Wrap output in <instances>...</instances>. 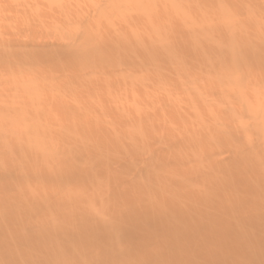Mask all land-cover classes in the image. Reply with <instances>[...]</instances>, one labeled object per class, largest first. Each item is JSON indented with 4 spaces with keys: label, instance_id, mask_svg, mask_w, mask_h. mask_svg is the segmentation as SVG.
Instances as JSON below:
<instances>
[{
    "label": "rangeland",
    "instance_id": "rangeland-1",
    "mask_svg": "<svg viewBox=\"0 0 264 264\" xmlns=\"http://www.w3.org/2000/svg\"><path fill=\"white\" fill-rule=\"evenodd\" d=\"M98 2L0 0V204H7L0 206V230L24 246L40 237V228L44 235L67 229L77 241L87 231L98 237L72 240L73 247L52 239L24 260L15 242L1 241L0 264H73L79 245L92 256L103 249L123 258L99 264H202L213 251L254 255L248 243L264 252V187L251 186L264 185V0ZM169 23L189 34L178 39H189L179 59L147 62L142 54L120 57L105 46L73 59L95 46L85 41L105 44L112 31L121 33L117 46L129 41L125 33L157 39ZM73 139L87 143L72 149ZM75 158L72 175L88 177L87 190L74 182L57 189L66 194L77 187L67 202L79 216L66 226L64 212H36L39 194L27 193L37 184L28 176L46 159L59 166ZM223 178L253 182L233 201L235 183H216ZM142 194L148 201L141 205ZM164 197L173 217L152 216ZM195 202L201 211H192ZM135 217L146 220L145 228L124 229V219Z\"/></svg>",
    "mask_w": 264,
    "mask_h": 264
},
{
    "label": "bare ground",
    "instance_id": "bare-ground-1",
    "mask_svg": "<svg viewBox=\"0 0 264 264\" xmlns=\"http://www.w3.org/2000/svg\"><path fill=\"white\" fill-rule=\"evenodd\" d=\"M94 1V0H93ZM96 1V4H97V1L98 0H95ZM101 0H99L100 2ZM103 1V0H102ZM86 2V0H85ZM98 2V3H99ZM102 3V2H100ZM120 4V3H118ZM134 4V3H132ZM165 5H170L171 7H176V3H172V2H167V3H164ZM65 5V4H64ZM117 5V3H116ZM130 5V4H129ZM94 6V5H93ZM98 6V5H97ZM118 6V5H117ZM131 6V5H130ZM196 15V14H194ZM192 16V15H191ZM201 16V15H200ZM81 17V16H80ZM83 17V16H82ZM87 17V16H86ZM91 17V16H90ZM101 19V18H100ZM124 19V18H123ZM194 19V18H193ZM94 20V19H93ZM119 20V19H118ZM126 20V19H125ZM129 20V19H128ZM168 20H172L171 19H167L166 20V23ZM177 20V19H176ZM182 20V19H181ZM201 20V18H200ZM84 21V20H83ZM88 21V20H87ZM107 21H110L107 19ZM135 21V20H134ZM171 22V21H170ZM176 22V21H174ZM179 22V21H178ZM186 22V21H185ZM201 22V21H200ZM93 23V22H92ZM90 24V23H89ZM174 24V23H173ZM127 24H124L121 28H124ZM96 26V25H95ZM190 26V25H189ZM92 27H93V24H92ZM115 27L117 26H110L109 28V31H112L115 29ZM119 27V26H118ZM160 27V26H159ZM88 28V27H87ZM112 28V30H111ZM120 28V29H121ZM126 28V27H125ZM102 29V28H101ZM163 29V28H161ZM161 29H158V30H161ZM85 30V29H84ZM117 30V29H116ZM157 30V31H158ZM87 31V30H86ZM104 31V30H103ZM119 30H117L118 32ZM122 31V30H121ZM98 32V30H97ZM106 32L108 33V31L106 30ZM155 32V31H154ZM169 32H171V36H168L169 35ZM147 33V32H146ZM162 33V34H161ZM160 36L157 37V39H151V38H147L145 35H140L138 33H125V37L127 40H129L126 44L122 45V46H117L118 44H114L113 42L116 41V38L118 39V37L121 35H117L119 33H116L115 31H112L111 34L108 33V37L109 39H107V43L104 44V39L102 38H99L97 40V43H94V41L90 42V41H85L83 43V46L84 45H88L90 43L92 44H95L94 47H91V46H88V48H82L80 51H82L81 53H76V57H74L73 59L75 61H79L81 60L82 58H85L84 56H88L92 53H97L98 50H100L98 47H106V48H110L112 50H114V53L115 55L117 56H120V57H133V58H137V57H134L138 54H142L144 55V59H146L147 62H149V60L154 61V60H159V61H162V60H167V59H170V60H175V59H179L180 55H184L186 54L185 52V48L189 42V39H187V41H178V39H183L187 36V38H189V34L186 32V29L182 26H178V27H174V25H172L171 23L167 24V27H164V30H162ZM101 37V36H100ZM166 38L168 39H171V40H167ZM190 38H192L190 36ZM157 41L159 40V44L157 43H153L152 41ZM82 46V47H83ZM109 49V50H110ZM111 51V50H110ZM177 52V53H176ZM175 56L177 55V57H172V56ZM179 55V56H178ZM181 60H184L183 58ZM22 61V60H21ZM23 63H24V60H23ZM156 63V62H155ZM196 68H199V66H196ZM200 69V68H199ZM198 71V69H196ZM201 70V69H200ZM21 71V70H20ZM84 71V70H83ZM82 71V72H83ZM22 72V71H21ZM73 72V71H72ZM57 74V73H56ZM60 75V74H59ZM138 75V74H136ZM140 75V74H139ZM61 76V75H60ZM64 78V77H63ZM137 78V77H136ZM135 78V79H136ZM82 79V78H81ZM44 80V78H43ZM84 81V79H82ZM71 81V80H70ZM83 83V82H82ZM80 86V85H79ZM231 86V85H230ZM260 86V84H259ZM216 88V87H215ZM221 89V88H220ZM189 90V89H187ZM217 91V90H215ZM185 94V92H183ZM189 93V92H188ZM187 93V94H188ZM183 94V95H184ZM182 95V96H183ZM185 96V95H184ZM45 97V95H44ZM62 98V97H61ZM66 98V97H65ZM36 103V102H35ZM264 103V101H263ZM35 105V104H32V106ZM264 106V105H263ZM33 108H31L32 110ZM30 110V109H29ZM194 110V109H193ZM200 110V109H199ZM30 112V111H29ZM36 112V111H35ZM34 112V113H35ZM37 113V112H36ZM30 114H28L29 116ZM32 115V114H31ZM25 117V116H24ZM30 117V116H29ZM223 117V116H221ZM35 118V116L33 117ZM37 118V117H36ZM220 119V118H219ZM216 122V120L214 121ZM254 122V121H253ZM28 124V123H26ZM37 125V124H36ZM35 125V126H36ZM206 126V125H205ZM28 127L32 129V126H30L28 124ZM26 126V128H28ZM202 127V126H201ZM207 127V126H206ZM47 130V129H46ZM259 130V129H258ZM31 131V130H29ZM29 131H27L29 133ZM42 131V130H41ZM26 132V133H27ZM213 132V131H212ZM215 132V131H214ZM213 132V133H214ZM217 132V131H216ZM36 133V132H35ZM221 133V131H220ZM42 135V134H41ZM204 135V134H203ZM218 135V134H216ZM227 135V134H226ZM258 135V134H257ZM29 136V135H28ZM51 136V135H50ZM83 136V135H82ZM228 136V135H227ZM199 137V136H198ZM225 137V136H224ZM76 138V137H75ZM92 138V137H91ZM48 139V138H47ZM85 140V141H84ZM73 139L71 140V146H72V149H79L83 146H85V144L87 143V140L86 139ZM193 140V139H192ZM43 141V140H42ZM226 141V140H225ZM34 142V141H32ZM195 143V141H194ZM35 144V143H34ZM36 144H39V143H36ZM42 144V143H41ZM49 145H52V146H55L56 145V142L53 141V140H50V143H48ZM66 146V145H65ZM213 147V146H212ZM257 147V146H255ZM37 148V147H36ZM35 148V149H36ZM103 149V147H102ZM98 150V149H97ZM95 150V151H97ZM43 151V149H42ZM53 153V152H52ZM13 154V153H12ZM108 154H109V150H108ZM203 154V153H202ZM205 154V153H204ZM203 156V155H202ZM191 159V158H190ZM52 160V159H51ZM177 160V159H176ZM185 159H179L178 161L181 163L183 162ZM5 161V160H4ZM153 161V160H152ZM19 162V161H18ZM46 162V165L42 166V168H37L36 166H33L35 169L33 170L31 176H28V179L30 181V178L32 180L33 183H36L37 185L33 186L32 188H36L37 190L35 192L32 193V189L30 188V190L28 191V197H32L31 199L34 198V196L36 195H33V194H39L38 196V200L37 201H33V202H37V206H36V212H44V211H49L51 213H54L56 214L55 216H57V214H60V213H65L67 215L66 218L69 219V221H71L72 223L71 224H65L66 226H70L73 224V219L74 218H78L79 214L76 210H72L69 203H72L73 200L71 199H74L75 197H77V192H76V188L79 187L81 188V190H87V181H88V177H79L77 175H75V178L73 177L72 175V170H73V164H75V166H77L79 164V160L77 158H75V160H73V162H62L61 165L57 166V162L55 164H53L54 161H52V164L48 165V159L45 160ZM150 163H151V160H150ZM88 164H90V161H89V158H88ZM104 164V163H103ZM160 164V163H159ZM4 166V165H3ZM55 166V167H54ZM216 167H220V168H223V167H226L224 165H220V166H216ZM2 168V167H1ZM22 168V166L20 167ZM3 169V168H2ZM200 171L201 175L202 176H208L207 174H205L206 172L205 171H202V169H197ZM226 171L227 169H222L221 170V175H226ZM189 173V172H188ZM240 174H243L242 171L239 172ZM198 174V172H197ZM165 177V176H164ZM96 178V177H95ZM162 178V177H161ZM168 178V177H167ZM90 179V177H89ZM97 179V178H96ZM249 180H238V179H235V180H238V182H234L235 185L234 187L236 188V193H233L230 198L234 201V200H237V195H238V190L240 191L241 188H243V186L245 185H248L250 186L251 183L253 182V179H250L248 178ZM47 180H52L54 181V186H52V188H45L46 186H42L44 185ZM91 180V179H90ZM99 180V179H98ZM157 180V179H156ZM69 182H74L76 184L77 187H75L74 190H70L68 191L66 194H63L62 192H57V189L59 190L60 188V185L61 183H65L66 185H68L67 183ZM169 182V181H168ZM255 183H253L251 186H253V189L255 190H259L260 187H264V185L260 182V180L258 181H254ZM216 183H218L219 185L221 184L222 186L225 185L227 187H231L233 184L232 182L230 181H224V178L223 180L221 179H217L216 180ZM64 184V185H65ZM100 184V183H99ZM172 184V183H171ZM255 185V186H254ZM170 188V187H169ZM43 189V190H41ZM90 189V188H89ZM80 190V191H81ZM171 190V189H170ZM254 190V191H255ZM34 191V190H33ZM56 191V192H55ZM105 192V191H103ZM17 193V191H16ZM9 194V193H8ZM90 195V193H88ZM85 195V194H83ZM18 196V195H16ZM85 196H88V195H85ZM93 196V195H91ZM145 194H142L139 196V200L137 202H141L140 204H144L146 203V200L145 199ZM19 197V196H18ZM95 197V196H94ZM4 198V197H2ZM89 197H87L86 199H88ZM96 198V197H95ZM229 198V203H232L231 202V199ZM67 199H68V202H67ZM153 199V198H152ZM148 201V200H147ZM177 201V200H176ZM89 202H92V199L89 201ZM182 202V201H181ZM46 203H52L51 206H45ZM135 203V202H134ZM167 204H169V199L168 197H164L161 201H159V203H157L155 206H153V210L151 209V215L152 216H159V217H165V218H170V217H173V215L171 216L172 214V211L166 206ZM181 204V203H180ZM201 203L197 204L195 202V206L193 207L192 211H196V210H200L199 207H203V205H200ZM150 205V204H149ZM152 205V204H151ZM0 206H7V204H0ZM213 208V207H212ZM205 209V208H204ZM145 210V209H144ZM213 210V209H212ZM102 211V210H100ZM201 211V210H200ZM82 212V210L80 211ZM176 213H178L176 211ZM82 214V213H80ZM51 216H54L51 214ZM186 217V216H185ZM24 217H16V221H21ZM58 219V218H57ZM55 220V218H54ZM126 221V224L127 226L124 227V229H127L128 231L129 230H135V228L138 226L139 229H144L145 228V224H147L146 220L144 218H140V217H135V219H124ZM150 221V219H149ZM211 223V222H210ZM205 224V223H204ZM211 225V224H210ZM144 227V228H143ZM93 228V227H92ZM38 234H39V238L32 242L31 245L28 244V245H22V241H20L19 239H14L13 236L12 237V234L14 233H9L7 231H1L0 230V242L3 241L4 243L6 244H15L16 247H21L22 250L19 254V257L16 253V256L18 258H20L21 260H24L25 259V255H27V253L29 252H32V249L33 248H36L37 246H40L42 244H45L46 241H49L51 240L50 242H52V239H56L59 243V245L61 246V244L63 245H67L69 247H73V244H72V240H74L75 242H85L86 240L89 239V236H95L97 233H94L93 235H90V232H88V235L85 237V238H79V241H77L75 238H73L71 235H74V234H71L67 229L66 230H62V231H58V232H54L53 234L51 233L50 235H44L46 234L45 232H43V230L40 228L38 230ZM124 232V231H123ZM29 233V232H28ZM240 233V232H239ZM11 236H9V235ZM235 236L238 237L239 235H234L233 236V240H235ZM253 236V235H251ZM95 238H98L97 235L95 236ZM251 239L253 241H257L256 238H252ZM61 242V243H60ZM79 242V243H80ZM221 242V240H220ZM78 244V243H76ZM229 244V243H228ZM0 245H2L0 243ZM99 244H97V247ZM187 245V244H186ZM201 246H204L203 243H201ZM95 247V246H94ZM247 247L255 250V251H252L253 253L255 252L254 255H250V254H246L245 252H239V251H236L235 249L234 250H230V249H226V251H213L211 252L213 255L211 257H208L207 260H204V262H202V264H264V252H258L256 250V248L251 245V244H247ZM30 248V249H29ZM77 252H75L76 254V258L72 261L73 264H92V261L93 263H103V262H107L108 260L112 259L113 262H115L116 260H121L123 259L120 255H118V252L117 254L115 253H110L109 251H103V249H101V251L97 252L96 254H94V256H92L90 250H86V251H83L85 249H83L84 247L82 245H79L77 247ZM100 248V247H99ZM29 249V250H28ZM250 249V250H251ZM249 250V249H248ZM9 250H5L4 252H7ZM132 251V250H131ZM17 252V251H16ZM247 253H249L247 251ZM252 253V254H253ZM120 254L123 256V252L120 251ZM242 254H246V255H242ZM11 256H13V251L12 253H8L7 252V258ZM206 258V257H205ZM96 260V261H95Z\"/></svg>",
    "mask_w": 264,
    "mask_h": 264
}]
</instances>
